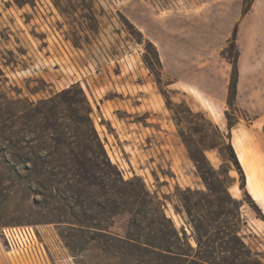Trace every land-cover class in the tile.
I'll list each match as a JSON object with an SVG mask.
<instances>
[{
    "label": "rangeland",
    "instance_id": "rangeland-1",
    "mask_svg": "<svg viewBox=\"0 0 264 264\" xmlns=\"http://www.w3.org/2000/svg\"><path fill=\"white\" fill-rule=\"evenodd\" d=\"M256 118L264 0H0V227L37 230L27 249L0 237V264H194L120 239L148 231L145 198L190 255L233 257L237 230V257L264 264V213L226 148ZM184 160L198 185L177 180Z\"/></svg>",
    "mask_w": 264,
    "mask_h": 264
},
{
    "label": "trees",
    "instance_id": "trees-1",
    "mask_svg": "<svg viewBox=\"0 0 264 264\" xmlns=\"http://www.w3.org/2000/svg\"><path fill=\"white\" fill-rule=\"evenodd\" d=\"M233 66L236 67V63H233ZM231 95L234 98L236 94V81H232L230 84ZM232 126V125H231ZM230 126V127H231ZM226 148L228 149V160L235 166L239 172L242 183L244 187L245 175L243 169L238 161L236 153L230 143L227 142ZM205 158V157H204ZM197 168L200 173V166L198 165V159L193 158ZM202 176V174H201ZM204 178V176H202ZM149 206H154L156 208L159 218L154 220L150 216L148 218ZM107 211V210H106ZM141 211L145 219H149L148 224L146 225L148 231L145 232L144 228L140 225H137V219L132 215L131 224H135L138 228H132V225L128 228L126 235L120 239L124 242L135 246L138 251H147L153 254H157L158 257L163 259H172L179 261H189L191 260L194 264H258L257 260H246L244 258L237 257V252L240 254H246L249 257V250L246 252L243 249H247L246 245L239 241V238L236 234L237 230H232L233 233V245L220 246L221 253H232L233 257H213L211 255H201L199 252L192 256L182 248V241L187 239L185 238V232L182 231V235L179 234V231L176 229L173 221L166 216L163 209V203L159 201H154L152 198H145V202L142 203ZM159 240H156V239ZM200 246V244L198 245ZM192 257V258H190ZM250 258V257H249Z\"/></svg>",
    "mask_w": 264,
    "mask_h": 264
},
{
    "label": "crops",
    "instance_id": "crops-1",
    "mask_svg": "<svg viewBox=\"0 0 264 264\" xmlns=\"http://www.w3.org/2000/svg\"><path fill=\"white\" fill-rule=\"evenodd\" d=\"M189 88L193 85L187 84ZM229 141L236 153L245 175L244 187L264 213V120L258 118L243 124L240 121L230 127ZM180 161V176L177 180H185L188 184L198 185L199 177L185 160Z\"/></svg>",
    "mask_w": 264,
    "mask_h": 264
},
{
    "label": "built area",
    "instance_id": "built-area-1",
    "mask_svg": "<svg viewBox=\"0 0 264 264\" xmlns=\"http://www.w3.org/2000/svg\"><path fill=\"white\" fill-rule=\"evenodd\" d=\"M37 230L32 225L22 224L0 227V237L5 246L10 249H27L34 245ZM60 264H74L71 259L63 260Z\"/></svg>",
    "mask_w": 264,
    "mask_h": 264
}]
</instances>
